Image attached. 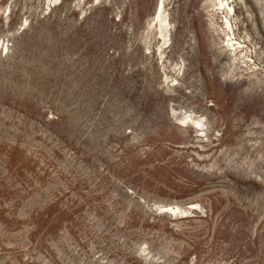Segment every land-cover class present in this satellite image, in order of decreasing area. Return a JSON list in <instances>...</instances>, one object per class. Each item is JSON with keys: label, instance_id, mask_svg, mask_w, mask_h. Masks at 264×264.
<instances>
[{"label": "rangeland", "instance_id": "1", "mask_svg": "<svg viewBox=\"0 0 264 264\" xmlns=\"http://www.w3.org/2000/svg\"><path fill=\"white\" fill-rule=\"evenodd\" d=\"M0 264H264V0H0Z\"/></svg>", "mask_w": 264, "mask_h": 264}, {"label": "bare ground", "instance_id": "2", "mask_svg": "<svg viewBox=\"0 0 264 264\" xmlns=\"http://www.w3.org/2000/svg\"><path fill=\"white\" fill-rule=\"evenodd\" d=\"M161 1V0H160ZM223 2V1H222ZM221 2V3H222ZM54 3V2H53ZM225 10L227 11H231L233 12V9L231 8V6H229L228 3H226L225 5ZM164 15V11H163V3L162 2H159L158 5H157V8H156V18L159 22V28H160V34L165 38L166 37V34L168 33L167 32V29H168V24H167V20L163 17ZM228 24H230V22L228 21ZM231 27V26H230ZM168 37V36H167ZM233 38V37H232ZM167 39V38H165ZM167 43V40L166 42ZM180 115V114H179ZM182 115V114H181ZM195 117V116H194ZM201 119H194L191 114H185L183 118H181V121L183 124L184 123H187V122H190L192 123L193 125H196L197 127H200L201 126V122L200 121ZM192 125V126H193ZM196 128V127H195ZM202 128V127H201ZM169 209V208H168ZM169 210H172L171 208Z\"/></svg>", "mask_w": 264, "mask_h": 264}]
</instances>
